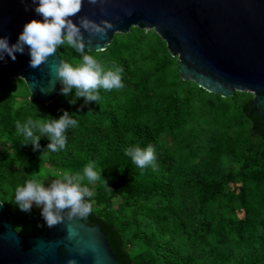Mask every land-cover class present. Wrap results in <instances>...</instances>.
Segmentation results:
<instances>
[{"label": "trees", "instance_id": "1", "mask_svg": "<svg viewBox=\"0 0 264 264\" xmlns=\"http://www.w3.org/2000/svg\"><path fill=\"white\" fill-rule=\"evenodd\" d=\"M58 51L66 62L80 59ZM87 52L123 69L124 87L100 90V101L87 104L69 103L74 91L47 105L19 102L9 89L0 98V140L10 142L0 151V199L17 231L35 234L46 224L35 205L25 213L12 202L16 186L48 165L75 173L94 161L101 176L88 185L92 211L82 219L101 224L121 264H264V123L250 112L253 94L222 97L183 80L166 42L138 27ZM64 110L79 125L67 131L64 150H47L46 136L34 150L17 133V121ZM149 144L155 169L124 154Z\"/></svg>", "mask_w": 264, "mask_h": 264}, {"label": "water", "instance_id": "2", "mask_svg": "<svg viewBox=\"0 0 264 264\" xmlns=\"http://www.w3.org/2000/svg\"><path fill=\"white\" fill-rule=\"evenodd\" d=\"M77 15L115 25L106 37H93L91 43L84 32L87 51L106 50L117 33H129L133 27L154 29L178 57L183 80L222 97L252 93L250 112L264 123V0H84ZM33 18L42 19L31 0H0V37L15 43ZM5 60L0 61V98L18 77L25 80L34 102L47 105L61 95L55 66L64 59L58 49L37 68L29 67L27 47L23 54L16 53L15 61ZM69 258L76 264H121L101 224L74 217L23 234L0 199V264H68Z\"/></svg>", "mask_w": 264, "mask_h": 264}, {"label": "clouds", "instance_id": "3", "mask_svg": "<svg viewBox=\"0 0 264 264\" xmlns=\"http://www.w3.org/2000/svg\"><path fill=\"white\" fill-rule=\"evenodd\" d=\"M95 4L97 0H88ZM34 12L42 19H31L23 25L15 43H9L6 36L0 37V61L5 57L16 60V53L23 54L25 47L30 55L29 67L37 68L48 61L61 46L70 48L79 54L77 63L60 60L55 66L56 81L62 84L61 95L68 97L74 91L69 103L83 97L85 104L98 103L101 99L100 90L112 91L124 87L120 67H107L94 55L88 54L85 46L91 43L93 37H106L109 30L115 27L108 19L97 22L86 15H77L84 0H31ZM131 15V12L128 13ZM72 17H75V22ZM44 92V90H41ZM47 93V92H44ZM78 121L67 110L58 118L33 119L28 117L16 122L17 133L22 135L24 143L30 142L33 149L40 147L41 137L50 141L47 150L58 152L67 145V131L77 128ZM124 154L131 163L140 169L156 167V153L149 144L146 147L130 145L124 149ZM101 172L97 171L94 161L88 162L80 171L64 170L50 183L37 179L25 180L14 189L12 202L19 210L31 213L33 205L40 209V214L49 228L74 217L87 218L92 208L89 199L93 193L88 185L100 179ZM87 182V183H85ZM44 224L40 225L43 227ZM68 264H76L75 258H69Z\"/></svg>", "mask_w": 264, "mask_h": 264}, {"label": "rangeland", "instance_id": "4", "mask_svg": "<svg viewBox=\"0 0 264 264\" xmlns=\"http://www.w3.org/2000/svg\"><path fill=\"white\" fill-rule=\"evenodd\" d=\"M145 31H152V32H155L154 29H143ZM156 33V32H155ZM117 34H120V33H117ZM116 34V35H117ZM176 58V61L179 62L178 60V57H175ZM12 95L16 98L17 101H22V100H25V99H29L31 97V92L30 90L28 89L27 87V84L25 82L24 79L18 77V78H12L11 79V84L8 88ZM18 106V104H17ZM213 116H211L209 119H208V124L210 123H213ZM182 136V133H178L177 134V137H181ZM165 141H167V143L169 145H173V141L170 140V139H165ZM10 145V142L9 141H5V140H0V151L4 148V147H9ZM60 173V171L54 169V168H51V166L48 165V168H46L44 170V172L42 174H40V176H38L37 180H41V181H44L45 183L49 182L51 180V177L52 176H57V174ZM95 206V205H94ZM36 207V206H35ZM37 208V207H36Z\"/></svg>", "mask_w": 264, "mask_h": 264}]
</instances>
